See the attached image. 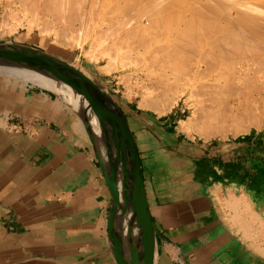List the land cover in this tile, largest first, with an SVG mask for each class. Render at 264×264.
Listing matches in <instances>:
<instances>
[{"label": "crops", "instance_id": "1", "mask_svg": "<svg viewBox=\"0 0 264 264\" xmlns=\"http://www.w3.org/2000/svg\"><path fill=\"white\" fill-rule=\"evenodd\" d=\"M22 81L0 73V264H117L112 197L83 116ZM183 112L128 118L150 264H264V131L190 138Z\"/></svg>", "mask_w": 264, "mask_h": 264}, {"label": "bare ground", "instance_id": "2", "mask_svg": "<svg viewBox=\"0 0 264 264\" xmlns=\"http://www.w3.org/2000/svg\"><path fill=\"white\" fill-rule=\"evenodd\" d=\"M164 1L166 3V0H135V1L121 0V2L119 0L120 2L119 3L117 0L115 2H118L119 5L118 6L115 5L116 8L112 10V12H114L115 15H113V13L112 14L110 13L112 16L109 18L107 17L108 18L107 20L105 19L106 22L109 20L108 23H110L111 25L112 24L115 25V26L110 25L111 28L112 27L115 28V31L114 29L112 30L110 28L112 30V32L110 31V35L113 36L112 38H114V35H115V38L113 39L114 41L116 37H118L117 39L118 41L120 38H122V40L126 39V41L127 40L131 41L132 38L134 39V37L135 38L137 37L138 41H135V45H134V42L131 43L132 45L135 46V48H133L134 47L133 46L132 48L130 47L129 50L134 51L133 53H136V52L140 53V48L143 49L140 54H142L143 51H144L143 55L151 54L150 55L151 60L149 61L148 59L146 60L147 62H151L148 64V66H151L150 64L154 62L153 66L156 63L155 66H157V69L158 68L163 69L161 72H163L162 74H164L165 79H162L164 78L163 76L162 78L159 76L161 75L159 74L161 72L155 73V70L152 68L153 66L150 68L148 66L147 67L145 66L146 68L153 70L156 77L159 74L158 75L160 77L159 83H163L165 86H163L164 88H160V90L161 89L163 90V91L161 90L162 92L159 90L161 93L157 91L159 95L156 96L155 94V97H153L154 96L153 94L156 91L154 92L153 90H155V88L157 87V84L154 83L156 84L155 87L151 86L154 89L150 87L152 89L151 91H153L154 93L147 90L148 87L146 86L145 92L141 96L142 99L139 105L140 108L153 110L154 112L158 113V115L169 112L176 104L179 103L180 100L184 99V97L186 96L188 92V90L186 92V89H183L180 91L175 90L176 89L175 85H173L174 83H177V86L178 84L181 85L182 82L179 83L177 78L179 79L183 78L186 81L185 84L187 83L191 85L200 84L201 88H200V85L197 88L201 89L202 93L198 91L199 94L200 93L201 95L202 94L204 95V93L209 94V98L207 102L208 103L210 102V103L205 104V106L207 105V107L203 105L204 107H202L201 109H198L196 107L198 111L195 110L194 114L196 113L198 115L200 114L199 117L192 116L193 119L190 118L187 123L181 120L182 121L181 129L184 130L186 127V130H187L190 127L193 129L192 131L194 132L197 130L203 131V136L201 138L210 139L211 137L216 136L215 133L219 131H223L227 128L232 127L233 129L238 128L236 130H240L239 126L241 124H244L245 122L250 124V126H254V127L259 126L258 122H260V120L258 121V119L256 118L258 116H256L255 115L256 112H253V111H258L261 109V111L264 112V15H263L264 10H262L264 8V5L262 9L260 8L261 7L260 5L263 3L260 4L259 1L255 0L256 2H259V4L257 3L258 4L257 6L255 5L256 3L254 4L248 3L246 2V0H244L245 2L242 0H239L238 2L237 0L235 1L234 0H208V1L206 0V2L211 3V5H214L213 2L218 3L217 9L218 7H220L218 10V13H215V15L212 12H211L212 13L211 15V13H208V11H206L207 13V16H206V14L204 13L205 11H202L205 8L202 6V9H200L201 8L200 3L202 2L199 1L200 3L198 5V3L195 1L197 4L195 5V2H194L193 5L196 7L199 6L198 8L200 9L201 12H203V15L206 16V19L210 17L208 16L210 14L212 16L211 19L213 18V20L211 21L210 18L208 20H206L204 17L201 18L200 17L201 13L199 15V10H197V8L195 9V7L192 4H191V7L193 8L192 10H196V11L194 12L192 11L193 13H191L189 12L191 9L190 10L188 9L189 11L187 10L188 13H190V15H193V17L190 15L187 16V17H190V19L189 18L186 19L184 16H183L184 18L180 17L178 15L180 14V12L178 14L175 13L176 16L178 15L177 18H175L176 16L172 17L171 14L173 12L169 11V8L168 10L167 9L164 10L167 6H169L168 4H165ZM168 1H173V0H168ZM179 1L181 2V0ZM204 1L205 0H203V3ZM241 1L243 3H239ZM260 1L263 2L262 0ZM111 3L112 2H110L109 4L108 2L106 3V0H0V13H2L1 21H4V20L6 21L7 17L12 18L13 14L15 13V11H13L12 8L16 7L18 9L24 10L25 11L24 15L32 16L33 19L31 20H34V21L32 22L31 20L27 21L29 24V27H26V28L29 31H32L33 29L32 23L37 22L36 18L39 21V19L43 20L44 18L49 17V16H51V18L53 17L54 19L55 18L63 19L64 17H66L64 18L65 20L69 19L68 22L71 21L73 23L74 21L76 22V20L81 21L79 23H82L83 27H81V29L84 30L86 26L88 25L87 21L85 20V16L87 17V15L90 14V16L92 15V18L95 15L97 16V18H99L98 15L102 12V8L106 6H107L106 11L104 9L103 11L105 12V14L106 13L108 14L111 11L110 8H109L110 11H108L107 9L108 5L110 6L114 5V3H112L113 5ZM171 3L173 4V2ZM205 4L206 3H204V5ZM163 5H165L166 7L162 9V7H164ZM211 5H210V8H213L211 7ZM177 7H178V3H177ZM215 8L216 7H214V9ZM175 9H170V10L174 11ZM177 10H180V7ZM207 10L211 11L213 9H207ZM131 11L136 12V14L134 15V13H132L133 16H131ZM147 11L151 12V16L149 14L145 15L144 12L147 13ZM142 13H144L146 17H143ZM153 13L155 16H153L152 18ZM224 13H227L226 19L224 18L225 16L224 17L222 16ZM217 14L221 15L225 20H227L225 21L226 23L224 25L219 23L222 20L220 19V16H219L220 21L217 23L215 22L217 21L218 17L217 18H214V17ZM102 15L100 17L101 19L103 18ZM39 16H41V18ZM107 16H110V15H107ZM113 17H115L116 19L113 20ZM13 20L14 19H12V21ZM23 20H26V19H23ZM93 20H91V22H93ZM43 21L45 22V20ZM54 21L55 23L59 22L60 25H62L63 23V21L60 19L58 21H56L55 19ZM99 21L101 22V20ZM6 22L8 23V21ZM6 22H3L4 24L1 22V25H4V26H0V27L1 28L7 27ZM19 22L20 23L18 24L20 25V27L21 26L23 27V25L21 24L22 21H19ZM44 22L43 23L39 22L40 25L38 26L39 27L41 26L40 28L37 26L39 28V31L41 32V34L44 33L43 35H45V33L48 34L49 32L50 33L53 32L56 35L54 36V38L61 37L62 42L60 39L55 41V42L59 41L60 42V43L58 42L59 45L65 46V47L67 46L74 47L77 45L81 47L82 44H84L83 43L85 42L84 40L82 42H79V41H73L71 37L69 39L68 36L69 35L71 36L72 32H74V29L70 28L73 31H71V34H68L67 36L66 32L69 30H67L66 28L65 29L67 31L62 32L64 29H59V28L57 29L58 27L57 25H56L57 27L55 26L56 28L52 29L51 25H53L54 23L50 24L49 23L50 21L48 22L49 24L44 23ZM65 24L66 23H64V26H66ZM70 24L73 25L72 23ZM71 27L73 28V26ZM105 27L108 28V25H106ZM14 28H17V27L15 26ZM154 29H160V30L162 29L161 33L163 30H166V33L164 32L163 35L167 34L168 36L166 35L165 36L166 38L164 37L166 39V43H164L165 41L163 42L161 40L164 45L162 43H161V46H158V47L157 45L156 47L155 45L154 46L152 45L154 48H151L150 45L148 47V44H151L152 42L156 44L158 40L156 37L154 38L155 40H152V39H151L152 41L149 40V36L154 33L153 32ZM11 30H14V29L11 28ZM98 30H99L98 32H102L103 34L102 29H101L102 31H100V28ZM107 30L108 29H106V31ZM167 30H168V33L170 32V35L167 33ZM7 33L9 34V32ZM77 33L78 32L75 30L74 34H77ZM86 33L87 35H89L88 34L89 31H87ZM98 34H101V33H98ZM159 35L160 33L158 34V36ZM64 38H66V41L63 42V40H65ZM118 41L116 42L118 43ZM130 41L128 43L129 45H130ZM195 41L197 43L201 41V43L199 42V45L197 44V48H200L201 46H205V47L208 46L210 48L211 53L209 52L210 51L209 48H207L209 50V51L207 50L209 54H207L206 57L210 54L212 55H210L211 58L210 60H208L209 58H206L204 55L200 54V57L202 55V58L205 59L206 62L204 60L203 62L202 61L199 62L200 61L199 59L196 61L197 62L196 65H191L192 62H190V59L194 56L193 55L194 51L191 52L189 47L192 46V43H194ZM122 42L123 41L120 42L121 43L120 45H116L117 46L116 51H115V48L111 47L109 44L111 48H114L113 50L112 49L110 50V52L114 54L107 53L103 57L104 59H107L106 70L108 71V73L112 69L114 70V68L117 65L116 63H117V60L119 59V58L117 59V56H118V52L120 53V51L122 50V49L120 50L121 48L120 46H122ZM202 42L205 45H203ZM136 44L138 45L137 47H136ZM194 45L196 46V44ZM123 46L125 47L126 45L123 44ZM197 48L196 50H198ZM200 49L204 50V48H200ZM130 51L128 52L130 53ZM100 61H101L100 59L97 60V62H100ZM139 62H142V61L139 60L138 63ZM121 65H125V64L123 63ZM71 66L81 71L87 77H90L94 81H96L86 70L79 68L78 66H75L72 64ZM124 67H127V66L125 65L122 68ZM117 68L118 67H116L115 69ZM0 73L6 74L9 77L18 78L20 80H23L24 82L33 81L34 83L41 84L42 86H46L50 88L51 90L55 91L62 100L64 99L66 103H68L77 112H79L83 117H85L88 120V125H89L88 128L90 130L91 135L93 136L95 140V144H96L95 146H97V150H98L97 152L99 153L100 158L104 164V169L107 173L108 179L111 180L113 173L115 171V168L121 158V154L123 151V141L121 140L119 134L117 133L115 126L108 121L107 116L105 115L103 109L101 108V106L99 105L98 101L95 98L89 97L87 96L86 93L80 92L79 90L73 87L66 86L60 82H56L54 80L48 79L44 76L35 74L21 67H16V68L9 69V70L6 68L2 69L0 67ZM205 76L206 77L208 76L209 78L211 77V80H210L211 83L205 82L206 81L205 80L204 81L205 85L204 84L202 85L201 83L203 82L204 78L206 79ZM172 79H175V80H172ZM156 80H154V82ZM148 81L153 83V81L149 80V76H148ZM173 87L175 89H173ZM188 87H190V85ZM194 89L192 88L189 91L193 92ZM103 90L107 92L104 88ZM151 93L153 96L150 95ZM207 94H205V96ZM231 97L234 103L233 104L231 103L232 105H228V106L229 107L231 106L232 109L236 108L237 110L239 109V111L240 110L244 111L241 114L243 115L249 114V116L248 115L245 116L246 119L234 121L233 123H231L233 125L229 126L227 124L228 123L230 124L232 120L231 121L227 120L228 121L227 123L225 119L226 117H223L225 116V114L223 115L222 113V110L226 111V108L223 109L225 106H222L219 103L221 102L224 103V101H226L227 99H231ZM211 103L214 104V106L213 105L210 106ZM218 104L220 106H218ZM191 105H194V104L192 103ZM260 106L262 108H260ZM249 108H253L256 110H250ZM214 109H216L217 111L219 110L218 112H220L221 114L216 113L215 112L216 110ZM237 110L236 112H238ZM229 112H230V109H229ZM249 112H252V113H249ZM241 114L239 113V115ZM257 114L259 115L261 114V112ZM234 116H237V115L234 114ZM228 117H230V115H228ZM236 118L238 119L239 117H236ZM258 118L262 119L260 116ZM194 120L196 121V123H192V121L194 122ZM119 192H120L122 202L125 203L124 207H127V210H129L130 208L129 200L133 193V176H132V171H131L129 162L123 173L121 184L119 187ZM130 221L131 220L129 217V213L123 216L120 213V211H118L115 215V221L113 225L114 236L117 238V242L122 248L124 257L127 261L129 260V257H130V253H129L130 242L128 239ZM130 226H131V231L133 233V238L136 239L135 242H137V239H139L137 238L138 229L136 227V223L134 219L131 221ZM140 236L141 235H139V237ZM144 247L148 250V254H149L148 261L150 264V262H152L151 259L154 254L153 253L154 252V238H153V232L149 228L145 232Z\"/></svg>", "mask_w": 264, "mask_h": 264}, {"label": "rangeland", "instance_id": "3", "mask_svg": "<svg viewBox=\"0 0 264 264\" xmlns=\"http://www.w3.org/2000/svg\"><path fill=\"white\" fill-rule=\"evenodd\" d=\"M114 1V2H113ZM115 1H117V0H106V3L108 2V4L110 3V2H112V3H114V5L113 6H110V5H108V11H110L109 10V8L111 9V11L107 14H105V12L103 11V9L106 11V7H104V8H102V12L98 15V17L99 18H97V16L95 15L93 18H92V15L90 16V14L89 15H87V17L85 16V20L87 21V26H86V30L84 29H81V27H83L82 26V23H79V22H81V21H77L76 20V22L74 21V23L73 22H68V20H65L64 18H66V17H64L63 19H64V21H63V19L62 18H59L60 20H62L63 21V23H62V21H61V23H62V25H60V23L58 24V23H55V19H56V21H58L59 19L58 18H51V16H49V17H46V18H42L43 20H45V22L43 21V20H40L39 19V21H38V19L36 18V20H37V22L36 23H32L33 24V29H32V31H29V30H27V28L26 27H29V24H28V22L27 21H30L31 19H33L32 18V16L31 15H24V10H22V9H18V8H16V7H14V8H12V10L13 11H15V13L13 14V16H14V18H13V16H12V18L11 17H7L6 19V21H8V23L4 20V21H1V19H2V13H0V26H4V25H1V22L3 23V22H6L5 24L7 25V27H8V25H9V27L7 28V27H4V28H1L0 27V46H8V45H18V46H27V47H31V48H34V49H36V50H39V51H41V52H44V53H47L48 55H51V56H53V57H56V58H58V59H60V60H63V61H65V62H67V63H69V64H72V65H75V66H78L79 68H82V69H84V70H86L97 82H98V84H100L106 91H107V93L109 94V95H111V97L114 99V101L117 103V105L120 107V109H121V107L123 108V109H125V111H126V113H127V116H125V114H124V111H122L123 112V114H124V116H125V118H126V120H127V122H128V124H129V120H128V118L129 119H131V114H135L136 115V113H138V114H141V113H147V114H149V115H152V117L154 118V117H156V116H158V113H156V112H154L153 110H150V109H141L140 108V102H141V96H142V94L145 92V87L147 86L148 87V89L147 90H149V91H151L152 89H154V88H152V87H155L156 86V84H157V89L155 88V90H153V91H151V92H153L154 94V96L152 95V93L150 94V95H152L153 97H155V94H156V96H158L159 94H158V92L157 91H159L160 90V88H164L163 86H165L163 83H159V78L161 77L162 78V76L164 77V78H162V79H165V76H164V74H162L163 72H161L163 69H161V68H158L157 69V66H155L156 65V63H155V65L153 66V63L152 64H150L151 66H148V64L149 63H151V62H147L146 60L148 59V61L149 60H151L150 58V55H143L144 54V51H143V53L142 54H140L141 52H142V50L143 49H141L140 48V53H133L134 51H130L129 50V48L131 47H133L134 45H135V41H138L137 40V37L135 38L134 37V41L131 39V41L130 40H127L126 41V39L125 40H122V38H120L119 39V41L121 42V41H123L122 42V46H120L119 48H120V53L118 52V56H117V65H116V67H118L117 69H115L114 68V70L112 69L109 73H108V71L106 70V66H107V59H104L103 57L107 54V53H109V54H114V53H111L110 52V50L112 49H114L115 48V51L117 50L116 48H117V46L116 45H120L121 43L117 40L118 39V37H116V39H115V41L113 40L114 38H115V35H114V38H112L113 36H111L110 35V31L112 32V30L114 29V31H115V28L114 27H112L111 28V26L113 25H111L110 23H108L109 22V20L106 22L105 21V19L107 20L109 17H111L112 15V13H113V15H115V13L114 12H112V10H114L115 8H116V6L115 5H119L118 4V2H119V0H118V2H115ZM131 1V0H130ZM132 1H135V0H132ZM168 0H166V3H165V1H164V3L165 4H168L169 6H165V5H163L164 7H162V9L163 8H165L164 10H168V8H169V11H172L173 13L171 14L172 15V17L173 16H176V14H178L179 12H180V14H178L180 17H182V18H189L190 19V17H187V16H189L190 15V13H188V11L189 12H191V13H193L194 11H196V10H192L193 8L191 7V4L193 5V3L196 1L197 3H198V5H199V3L200 2H202V3H200V6H201V8L200 9H202V6L206 9V7H207V9H213V10H211V11H209V10H205L204 8V10H202V11H205L204 13L206 14V16H207V13H206V11H208V13H214V15H215V13H218V10H219V8L220 7H218V9H217V4L218 3H214L213 2V4L215 5H211V3H208V2H206V0L204 1V3H206L205 5H204V3H203V0H192V1H190V0H186V1H184V0H181V2L179 1V0H173V1H168ZM200 1V2H199ZM208 1V0H207ZM235 1V0H234ZM239 0H237V2H238ZM242 1H244V0H242ZM239 2V3H243V2ZM257 1H259L260 2V4L261 3H263V4H261L259 7L262 9L263 8V5H264V0H262L263 2H261L260 0H257ZM120 2H121V0H120ZM119 2V3H120ZM171 2H173V4L171 3ZM183 2V3H182ZM187 2V3H186ZM195 2V5L197 4ZM210 2H212V1H210ZM245 2V1H244ZM246 2H248V3H252V4H254V3H256L255 5H257L258 6V4H259V2H256L255 0H246ZM116 3V4H115ZM177 3H178V7H177ZM183 4V6H182V4ZM185 3V4H184ZM208 3V4H207ZM258 3V4H257ZM175 4V5H174ZM189 4H190V6H189ZM181 5V6H180ZM208 5V6H207ZM210 5H211V7H213V8H210ZM254 5V6H255ZM105 6V5H104ZM115 6V7H114ZM174 8H173V7ZM194 6V5H193ZM220 6V5H219ZM113 7V8H112ZM177 7V8H176ZM179 7H180V10H182V9H184V10H182V11H180V10H177V9H179ZM181 7H182V9H181ZM184 7H186V8H184ZM190 7V8H189ZM195 7V9L197 8V10H199V15H200V13H201V15H200V17L202 18V17H204L205 19H206V16L205 15H203V12H201L200 11V9L198 8V7H196V6H194ZM214 7H216L215 9H214ZM176 8V9H175ZM170 9H175L174 11L173 10H170ZM185 9H186V11H185ZM22 10V11H21ZM262 10H264V8L262 9ZM20 11V12H19ZM134 11H136V10H134ZM134 11H131V16H133L132 15V13H134V15L136 14V12H134ZM176 11V12H175ZM193 11V12H192ZM217 11V12H216ZM20 13V14H19ZM111 13V14H110ZM145 13V15L147 14H149L150 16H151V12H148L147 11V13L146 12H144ZM144 13H142V15H143V17H146L145 15H144ZM176 13V14H175ZM187 13V14H186ZM212 13H211V15H212ZM19 14V15H18ZM23 14V15H22ZM103 14V15H102ZM105 14V15H104ZM141 14V13H140ZM184 14V15H183ZM101 15H102V19L100 18L101 17ZM107 15H110V16H107ZM141 15V16H142ZM178 15L175 17V18H177L178 17ZM210 14L208 15V16H210L209 18L211 19V16ZM214 15H213V17H214ZM227 13H224L222 16L226 19L227 18ZM264 15V14H263ZM16 16V17H15ZM149 16V17H150ZM153 16H155L154 15V13L152 14V18H153ZM184 16V17H183ZM190 16H192L193 17V15H190ZM219 16H220V19H222L221 20V22H219L220 20H219ZM221 15H219V14H217L214 18H217V21H215L216 23L217 22H219L220 24H222V25H224L226 22L225 21H227V20H225L223 17H222ZM25 17V18H24ZM31 17V18H30ZM40 18H41V16H39ZM38 17V18H39ZM108 17V18H107ZM116 17V16H115ZM115 17H113V20H115L116 18ZM28 18V19H27ZM49 18V19H48ZM95 18V19H94ZM209 18H207L206 20H208ZM12 19H14L13 21H12ZM22 19V20H21ZM23 19H26V20H23ZM48 19V20H47ZM51 19V20H50ZM94 19V20H93ZM98 19V20H97ZM223 19H224V21H223ZM91 20H93V22H91ZM99 20H101V22L99 21ZM213 20V18L211 19V21ZM215 20V19H214ZM12 21V22H11ZM19 21H22L21 22V24L23 25V27L21 26L20 27V25L18 24V23H20ZM26 21V22H25ZM32 21H34V20H31V22ZM50 21V22H49ZM103 21V22H102ZM50 23V24H52V23H54L53 25H54V27H53V25H51L52 26V29L53 28H56L57 26V29L59 28V29H64L62 32H64V31H67V30H69V31H67L66 32V34H67V36H68V34H71V31H73V30H71V29H74V32H75V30L78 32L77 34H74V32H72V34H71V36L69 35L68 37H69V39H70V37L72 38V40L73 41H79V42H82L83 40L85 41V42H83L84 44H82V48L80 47V46H74V47H70V46H67V47H65V46H61V45H59V43L58 42H55L56 40H61V37H56V38H54V36H56L53 32H49L48 34L47 33H45V35H43L44 33H42L41 34V32L39 31V28L41 27H39L38 25H40V23ZM223 22V23H222ZM39 23V24H38ZM48 23V24H49ZM64 23H66L65 25L67 26H64ZM70 23H72L73 25H71ZM85 23V22H84ZM4 24V23H3ZM68 24V25H67ZM17 25H19V26H17ZM57 25V26H56ZM103 25V26H102ZM106 25H108V28L107 27H105ZM111 25V26H110ZM17 27V28H14V27ZM39 28H38V27ZM56 26V27H55ZM63 26V27H62ZM71 26H73V28L71 27ZM95 26V27H94ZM100 26H102V27H100ZM113 26H115V25H113ZM77 27V28H76ZM95 29H94V28ZM10 28V29H9ZM11 28H13L14 30H11ZM38 28V29H37ZM67 30H66V29ZM71 28V29H70ZM80 28V29H79ZM100 28V31H102L104 28V30H103V34H102V32H98L99 29ZM112 30H111V29ZM29 29V28H28ZM102 29V30H101ZM106 29H108L107 31H108V33H107V31H106ZM11 30V31H10ZM82 30V31H81ZM95 30V31H94ZM157 30V31H156ZM162 30V29H161ZM161 30L160 29H154L153 30V34H151L150 36H149V40H155L154 38L156 37L157 39V43L155 44L154 42H152L151 44H148V47H149V45H150V47L151 48H154L153 46L155 45V47H156V45H157V47L158 46H161V43L163 44V42L164 43H166V35H163L164 34V32L166 33V30H163L162 31V33H161ZM87 31H89V35H87ZM160 31V32H159ZM7 32H9V34L7 33ZM105 32V33H104ZM157 34H156V33ZM97 33V34H96ZM98 33H101V34H98ZM160 33V35L158 36V34ZM167 33H168V30H167ZM50 34V35H49ZM96 34V35H95ZM113 34H114V32H113ZM155 34V35H154ZM169 35H170V32L168 33ZM53 35V36H52ZM50 36V37H49ZM168 36V35H167ZM174 36V35H173ZM67 37V38H68ZM151 37V38H150ZM165 37V38H164ZM161 38V39H160ZM65 40H63V42L64 41H66V38H64ZM86 39V40H85ZM68 40V39H67ZM112 40V41H111ZM151 40V41H152ZM163 42H162V41ZM114 41V42H113ZM116 41H118V43L116 42ZM129 41H130V45L128 44L129 43ZM150 41V42H151ZM61 42H62V40H61ZM117 44H116V43ZM125 42V43H124ZM127 42V43H126ZM134 42V45H132L131 43H133ZM160 42V43H159ZM200 43H201V41H199ZM199 42L197 43L196 41L194 42V43H192V46H190L189 48H190V51L191 52H193V57L195 58H191L190 59V62H192L191 63V65H196L197 64V60H199L200 59V61L199 62H203V60L205 61V59H203L202 58V55H204L205 57H206V55L207 54H209V52L211 53V50H210V48L208 47V46H198V47H200V48H204V50H202V49H200V48H197V44L199 45ZM11 43V44H10ZM112 43V44H111ZM114 43H115V45H114ZM203 43V42H202ZM92 44V45H91ZM109 44H110V46L111 47H114V48H111L110 46H109ZM123 44H125L126 46L124 47L123 46ZM138 44V43H137ZM136 44V47L138 46ZM194 44H196V46L194 45ZM114 45V46H113ZM128 45H129V47H128ZM153 45V46H152ZM164 45V44H163ZM203 45H205L204 43H203ZM123 47V48H122ZM133 48H135V46L133 47ZM196 48L200 51H198V50H196ZM207 48H209V50L207 49ZM202 50V51H201ZM209 52H208V51ZM114 51V52H115ZM128 51H130V53L128 52ZM196 51V52H195ZM203 52V53H202ZM206 52H208V53H206ZM116 53V52H115ZM195 53V54H194ZM199 53V54H198ZM200 54H202L201 55V57H200ZM86 55H88V56H86ZM135 55V56H134ZM143 56V58H142V56ZM199 55V56H198ZM210 55H212V54H210ZM210 55H208L206 58H209L208 60H210V58H211V56ZM114 56V55H113ZM137 56H138V58H137ZM145 56V57H144ZM146 56H147V58H146ZM203 56V57H204ZM136 57V58H135ZM142 58V59H141ZM98 59H100L101 61L100 62H97V60ZM137 59H139L140 61H142V62H139L138 63V61L139 60H137ZM207 60V59H206ZM207 60V61H208ZM144 61V62H143ZM206 62V61H205ZM125 64L127 67H124V68H122L123 66H125V65H121V64ZM146 63V64H145ZM138 64V65H137ZM148 66L149 68L150 67H152L154 70H155V73L157 72H161V73H159V74H161V75H157V77H156V75L154 74V71L153 70H150V69H148V68H146V67ZM2 69L4 68V67H1ZM151 68V69H152ZM6 69H12V68H6ZM159 70V71H158ZM153 72V73H152ZM151 73H152V75H151ZM130 74V75H129ZM155 75V76H154ZM148 76H149V80H151V81H153V83H151V82H149L148 81ZM152 76V77H151ZM154 76V77H153ZM209 76V75H208ZM207 76V77H208ZM151 77V78H150ZM206 77V76H205ZM206 77V79L204 78V80H203V82L201 83L202 85L204 84L205 85V82H210L211 83V77L209 78H207ZM154 78H156V79H154ZM154 80H156L155 82H154ZM172 80H175V79H172ZM171 80V81H172ZM177 80H178V82L180 83V82H182V84L180 85V84H178V86H177V83H172L173 85H175V88L173 87V89H175V90H183V89H186V92H187V90H188V92H187V94H186V96L184 97V99H182V100H180L179 101V103L178 104H176L169 112H166L165 114H167V113H170L171 111H177L179 108H181L184 112H183V114H180L181 116H182V118H183V122L185 121L186 123L189 121V119L191 118V119H193L192 118V116H194V117H196V116H198L199 117V115L196 113V114H194L195 112V110H197L196 109V107L198 108V109H201L202 107H204L205 106V104H209L207 101H208V98H209V94H207V93H204V97L201 95V89H199V88H197L200 84H185L186 83V81L183 79V78H181V79H179V78H177ZM183 80V81H182ZM206 80V81H205ZM145 81V82H144ZM162 81V80H161ZM205 81V82H204ZM27 82H29V83H32V84H35V85H39V86H42L41 84H37V83H34L33 81H27ZM184 82V83H183ZM152 85H151V84ZM154 83H156V84H154ZM138 85V86H137ZM190 85V87H191V89L193 88H196V89H194V91L192 92V91H189V90H191L190 89V87H188ZM206 85H207V83H206ZM209 85V84H208ZM152 86V87H151ZM172 86V85H171ZM42 87H45V88H48V87H46V86H42ZM152 89H151V88ZM188 87V88H187ZM142 88H143V90H142ZM150 88V89H149ZM200 88H201V85H200ZM48 89H50V88H48ZM199 89V90H198ZM51 90V89H50ZM162 90V89H161ZM160 90V91H161ZM53 91V90H52ZM159 91V92H160ZM163 91V90H162ZM161 91V92H162ZM201 92L200 94H199V92ZM55 92V91H54ZM160 92V93H161ZM189 92H190V94H189ZM191 92H192V94H191ZM147 93V92H146ZM197 93V94H196ZM205 94H207L208 95V97H207V95L205 96ZM149 95V94H148ZM149 95V96H150ZM190 95V96H189ZM188 96V97H187ZM193 96V97H192ZM189 97H191V98H189ZM188 99V100H187ZM190 99V100H189ZM63 101H64V99H63ZM225 102H227V103H225ZM194 104V105H191V104ZM221 103H223V102H221ZM221 103H219L220 105H222V106H225L223 109H225L226 108V111L225 110H222V113H223V115L225 114V116H223V117H226L225 119H226V121L227 120H229V121H231L232 120V122H230V124L228 123V121H227V125H233V124H231V123H233L234 121H237V120H243V119H246V117L245 116H249V114H245V115H243V114H241V113H243L244 111H239V109L237 110L236 108H234V109H232V107L230 108L228 105H232L233 103H234V101H233V99H232V97H231V99H227L226 101H224V103L223 104H221ZM230 103V104H229ZM232 103V104H231ZM202 104V105H201ZM218 104V106H220ZM204 105V106H203ZM214 106V104H210V106ZM235 105V104H234ZM190 106V107H189ZM209 106V105H208ZM205 107H207V105L205 106ZM260 108H262L261 106H260ZM229 109H230V112H229ZM238 111V112H236V110ZM250 110H256V109H253V108H249ZM122 110V109H121ZM129 112H128V111ZM214 110H216V109H214ZM249 110V111H250ZM131 111V112H130ZM198 111V110H197ZM219 111V110H218ZM217 110L215 111L216 113H220V112H218ZM224 111V112H223ZM232 111V112H231ZM228 112V113H227ZM234 112H236V113H234ZM253 112H256L255 113V115L256 116H260L262 119H260V118H258V117H256L257 119H258V121L260 120V122H258L259 123V126H257V127H254V126H250V124H248L247 122H245L244 124H241L240 126H241V128H240V126H239V129L240 130H236V129H238V128H236V129H233L232 127L231 128H227V129H225V130H223V131H219V132H217V133H215L216 134V136H213V137H211V138H214V137H222V138H227V137H231V136H236V135H239V134H242V133H245V132H248V131H250L251 129H255V130H262V131H264V112L263 111H261V109L260 110H258V111H253ZM259 112H261V114H257V113H259ZM193 113V114H192ZM227 113V114H226ZM231 113V114H230ZM239 113L241 114V115H239ZM249 113H252V112H249ZM263 113V114H262ZM221 114V113H220ZM233 114V115H232ZM234 114L235 115H237V116H234ZM159 115H164V114H159ZM228 115H230V117H228ZM254 115V116H255ZM262 115V116H261ZM236 117H239L238 119L236 118ZM243 117V118H242ZM245 117V118H244ZM84 118V120L86 121V123H87V125H88V120L85 118V117H83ZM230 118H232V119H230ZM248 118V117H247ZM188 119V120H187ZM182 121H180V123H179V125H180V129H181V122ZM247 121H248V119H247ZM192 123H196V121L194 120V122L192 121ZM89 126V125H88ZM129 126H130V124H129ZM131 128V127H130ZM189 129V130H188ZM187 130H186V127H185V129L183 130L186 134H188V136L190 137V138H195V137H199V138H201L202 136H203V131H192L193 129L192 128H188ZM236 130V131H235ZM132 131V130H131ZM198 132V133H197ZM200 132V133H199ZM202 133V134H201ZM218 134V135H217ZM203 139V138H202ZM96 145V144H95ZM96 148H97V146H96ZM98 151V150H97Z\"/></svg>", "mask_w": 264, "mask_h": 264}, {"label": "water", "instance_id": "4", "mask_svg": "<svg viewBox=\"0 0 264 264\" xmlns=\"http://www.w3.org/2000/svg\"><path fill=\"white\" fill-rule=\"evenodd\" d=\"M0 67L12 69L21 67L66 86L73 87L98 101L108 121L115 126L117 133L123 141L121 158L111 180L108 179L104 164L101 160L113 202L109 215L108 229L114 237L116 261L117 264H149L148 250L144 247L145 232L148 228L151 229L154 238V229L145 191L140 155L131 128L122 110L111 95L105 92L100 84L84 75L81 71L71 66V64L34 48L15 45L0 46ZM128 162L133 176V193L129 200V210H127V207H124L125 203L122 202L119 192L121 179ZM118 211L123 216L129 213L130 220H135L138 229L137 238L139 239L135 242L136 239L133 238L130 221L128 238L130 242V257L128 261L125 259L123 250L113 233L115 215ZM139 235L141 236L139 237Z\"/></svg>", "mask_w": 264, "mask_h": 264}]
</instances>
